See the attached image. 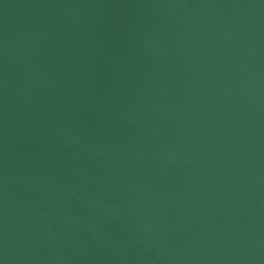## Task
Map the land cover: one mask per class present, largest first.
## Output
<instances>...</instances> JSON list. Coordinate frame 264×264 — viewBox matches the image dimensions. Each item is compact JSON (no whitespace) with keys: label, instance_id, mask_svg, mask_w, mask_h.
Wrapping results in <instances>:
<instances>
[{"label":"water","instance_id":"1","mask_svg":"<svg viewBox=\"0 0 264 264\" xmlns=\"http://www.w3.org/2000/svg\"><path fill=\"white\" fill-rule=\"evenodd\" d=\"M0 264H264V0H0Z\"/></svg>","mask_w":264,"mask_h":264}]
</instances>
